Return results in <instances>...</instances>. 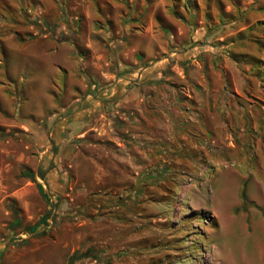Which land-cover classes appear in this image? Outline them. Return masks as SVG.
Instances as JSON below:
<instances>
[{"label": "rangeland", "instance_id": "374dc122", "mask_svg": "<svg viewBox=\"0 0 264 264\" xmlns=\"http://www.w3.org/2000/svg\"><path fill=\"white\" fill-rule=\"evenodd\" d=\"M263 4L0 0V264H264Z\"/></svg>", "mask_w": 264, "mask_h": 264}, {"label": "crops", "instance_id": "0c3cea01", "mask_svg": "<svg viewBox=\"0 0 264 264\" xmlns=\"http://www.w3.org/2000/svg\"><path fill=\"white\" fill-rule=\"evenodd\" d=\"M154 95H156V94H154ZM144 99H146V101L153 100L152 102H157L158 101V103H160V104L162 103V101H164V103L162 104V105H164V107L161 108V111L165 115V118L167 119V121L170 122V123H171V121H173L175 119L176 115H179V114L181 115V113H178V111H176L175 106H176V103L181 104V105L183 104V101H180V99H182V98H144ZM167 99H170L171 103H173L172 104L173 106H169V105L165 104L166 103L165 101H167ZM176 100H178V101H176ZM137 102H139V100ZM179 112H181V111H179ZM112 114H113V112H112ZM121 117L124 118L125 116H121ZM125 119H126V117H125ZM119 122H122V120L119 121ZM155 125H156L155 122H153L151 120H148L147 126H143V128H142V126L141 127H137L138 130L140 129L143 132L141 135H140L139 132H137V130H135V131L132 130V132H134L135 134L132 133V132H131V134L136 136V137H138V138H141L142 140H146L147 139L148 140L147 141L148 144L153 143L154 142L153 135H155V133L154 132L151 133V131L153 130L152 128ZM163 127H164V129L168 130L167 132H169V125L168 124H166V125L164 124ZM115 129L116 130H121V128H118L116 126H115ZM179 131H173L171 133V135H172V137L170 138L171 142H174V140H175V138L177 136L179 137V135L177 133ZM112 136H113V139H115L114 141H117L116 140L117 139V135L116 134H112ZM115 157L117 159H119V161L125 162V163H129V161H132V157L126 158V156L124 154H119L118 156H115Z\"/></svg>", "mask_w": 264, "mask_h": 264}, {"label": "trees", "instance_id": "16d2710c", "mask_svg": "<svg viewBox=\"0 0 264 264\" xmlns=\"http://www.w3.org/2000/svg\"><path fill=\"white\" fill-rule=\"evenodd\" d=\"M264 5V4H263ZM43 25L45 26H50V22H48V20H43ZM11 210L13 211V223H19V216H18V209L12 205H10ZM89 255V251L86 250L85 252L79 253L77 254V252H75L74 254H72V256L69 259V262L72 263L76 258L78 257H82V256H87Z\"/></svg>", "mask_w": 264, "mask_h": 264}]
</instances>
